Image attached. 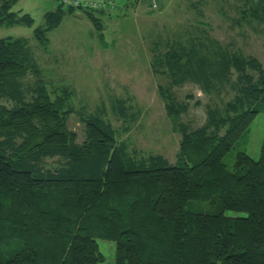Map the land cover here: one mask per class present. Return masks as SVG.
Wrapping results in <instances>:
<instances>
[{
    "label": "trees",
    "instance_id": "trees-1",
    "mask_svg": "<svg viewBox=\"0 0 264 264\" xmlns=\"http://www.w3.org/2000/svg\"><path fill=\"white\" fill-rule=\"evenodd\" d=\"M18 1L0 0V26L35 24L13 9ZM55 1L34 28L45 47L76 10ZM211 2L236 7L234 26L264 25V0H189L195 20L150 40L151 68L166 80L159 94L181 134L175 163L121 139L110 113L130 130L139 112L129 97L77 107L71 89L42 76L28 38H0V264H104L100 239L116 244L114 264H264V136L258 158L239 151L226 162L264 111V64L211 32L201 19ZM85 12L103 39L97 15L114 14ZM188 82L208 96L201 125L184 120L190 103L175 88Z\"/></svg>",
    "mask_w": 264,
    "mask_h": 264
},
{
    "label": "rangeland",
    "instance_id": "rangeland-1",
    "mask_svg": "<svg viewBox=\"0 0 264 264\" xmlns=\"http://www.w3.org/2000/svg\"><path fill=\"white\" fill-rule=\"evenodd\" d=\"M118 1L121 5L125 2ZM56 5L55 0H19L13 9L32 16L35 24L32 27L20 24L0 26V38H28L42 76L55 88L71 89L72 101L77 107L86 105L88 110H93L102 101L110 104V99L115 96L129 97L139 112L130 130L123 131L122 121L110 113L113 124L122 133L121 139L142 153L163 154L175 163L181 134L173 130L159 94V84L166 80L151 68L150 40L157 33L166 34L175 29L180 22L195 20L189 0H129L125 9L118 6L115 16L97 15L103 20V39L99 38L87 12L75 10L67 13L57 27L46 33L49 42L45 47L35 38L34 28L45 23V12L53 10ZM202 8L205 16L201 19L208 23L215 36L258 57L264 64V25L234 26L228 16L234 17L237 12L231 4L225 5L226 10L214 2L202 5ZM175 90L179 99L190 103L184 120L195 126L201 125L206 118L204 103L208 96L192 82ZM198 100L201 104H196ZM69 126L78 132L79 141H83L85 127L77 114H72ZM263 136L264 111L257 114L246 134L227 155L229 167L233 166L239 151L258 158ZM58 161V157H48L45 163L55 166ZM99 243L106 257L104 264H114L116 244L102 239Z\"/></svg>",
    "mask_w": 264,
    "mask_h": 264
},
{
    "label": "built area",
    "instance_id": "built-area-1",
    "mask_svg": "<svg viewBox=\"0 0 264 264\" xmlns=\"http://www.w3.org/2000/svg\"><path fill=\"white\" fill-rule=\"evenodd\" d=\"M69 6L76 7L78 10L90 11L92 9H107L112 13L118 10V4L115 0H62Z\"/></svg>",
    "mask_w": 264,
    "mask_h": 264
}]
</instances>
